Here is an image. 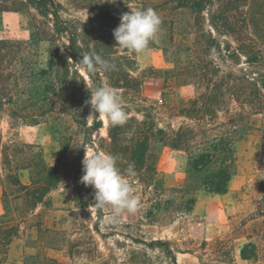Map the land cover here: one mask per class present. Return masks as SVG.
I'll list each match as a JSON object with an SVG mask.
<instances>
[{"label": "rangeland", "instance_id": "obj_1", "mask_svg": "<svg viewBox=\"0 0 264 264\" xmlns=\"http://www.w3.org/2000/svg\"><path fill=\"white\" fill-rule=\"evenodd\" d=\"M58 1L63 6L65 20L73 21L80 29L82 43H96L101 51L119 52V55H123L126 49L116 47L112 50L110 44L117 43L113 32L121 22V15L153 7V0ZM224 2L227 4L229 0ZM235 7L246 16L248 14L246 19H254L256 26L261 24L264 0H240ZM159 15L168 21L166 26L174 22L175 32L179 34L185 35L190 31L189 27L198 23L197 16L192 12L175 10L172 4ZM169 32L167 30V36ZM48 33H53V24L32 7L20 6L17 11H0L1 40L25 44L32 42L33 36L36 37L34 56L27 58L23 68L33 67L36 73L41 69L49 71L53 55L68 53L67 39L62 36L46 37ZM49 39H54V43ZM258 41L259 46L264 47V42ZM232 44L236 46L235 42ZM129 54L135 60L132 75L136 78H142L143 74L150 77L149 73L153 70L175 71L178 67L159 48H151L146 54L130 51ZM189 60L188 54H185L183 61ZM242 66L246 67L244 63ZM79 70L84 74L80 67ZM260 71L264 73V63ZM53 75L56 76V72L51 71L48 79H53ZM173 75L171 73V78L168 77L172 88L167 93H173L175 100L178 97L194 98L200 81L194 78L180 85L178 79L172 78ZM34 81L31 80L33 84ZM33 86L25 88V94L19 95L14 105L0 110V132L4 145L19 144L41 152L50 165H55L63 146L67 144H71L68 156L73 164L83 152L85 158V149L95 152V147L99 152L104 151L101 147L104 145L102 139L108 137L106 119H101L103 127L94 133L76 124L68 114L59 111L45 113L48 108L33 109L27 96ZM161 91V83L154 77L143 80L140 89L142 97L159 101ZM224 104L228 109L219 111L215 121L223 122L234 117L246 127L236 145V172L227 194L216 195L205 191L203 178L207 172H195L185 151L153 142L149 160L156 165L160 183L155 187H146L129 178L141 202L136 213H126L118 223H109L110 209L104 208L103 222L96 227L98 215L95 208H81L77 203L79 192L91 191V197H95V189L83 184L82 176L77 178L74 172L47 197L49 207H39L34 216L28 218L4 264H25L27 261V264H38V261L43 264L46 257L62 264H139L136 262L138 257L147 264H169L161 251L148 249L136 240L170 243L177 252L178 264H264V107L255 110L254 106L244 107L232 99ZM13 111L17 116L12 115ZM87 115L88 126L91 127L95 119L89 118L90 115L95 117L91 105H87ZM90 137L93 142L85 143ZM20 177L23 183H30L29 171L20 172ZM4 185L0 172V215L4 214ZM37 223H42L43 228L52 233L39 236L37 230L31 227ZM50 241L59 249L46 248ZM245 246H249L248 251L254 255L250 260L242 258L241 251ZM3 258L0 256L1 260Z\"/></svg>", "mask_w": 264, "mask_h": 264}, {"label": "trees", "instance_id": "obj_2", "mask_svg": "<svg viewBox=\"0 0 264 264\" xmlns=\"http://www.w3.org/2000/svg\"><path fill=\"white\" fill-rule=\"evenodd\" d=\"M238 1L229 0L226 4L224 0H153L152 8L158 14L172 4L175 10L192 12L197 16L198 23L189 27L190 31L184 35L175 32L174 22L166 26L168 21L162 19L159 42L150 47L161 49L167 59L174 60L178 67L175 71L153 70L149 73L150 77L143 74L142 78H136L132 75L135 68L132 54L128 50L123 55L119 52L107 53L101 51L96 43H82L80 29L73 21L65 20L63 6L58 0H0V11H17L20 6L32 7L53 24V33L46 34V37L62 36L68 41V53H56L50 59V70L41 69L36 73L33 67L23 68L27 58L34 56L35 36L32 42L25 44L0 39V110L14 105L18 96L25 94V88L34 85L27 95L33 109L48 108L45 113L59 111L68 114L76 124L95 133L101 130L103 122L95 113L97 118L91 127L88 126L87 105L90 104L86 101L91 98V90L97 87L114 88L121 96L128 121L123 126H112L108 122V137L102 139L104 145L101 148L104 153L119 157L118 167L122 172L133 165L136 176L130 178L146 187L159 185L156 165L149 160L150 146L158 142L185 151L195 172H207L203 178L205 191L225 195L236 172V145L246 127L234 117L216 122V115L228 109L224 104L228 99L244 107L254 106L255 110L264 107V73L260 71L263 69L264 47L258 44V40L264 42V9L261 24L256 26L254 19H246L248 14L246 16L235 7ZM167 30L170 31L168 36ZM180 36L183 37L178 40ZM48 41L54 43V39ZM116 47L117 43L110 44L112 50ZM85 52L100 54L115 63L117 69L89 74L81 68L84 71L82 74L76 63ZM185 54H188L189 61H183ZM243 63L246 67L242 66ZM51 71L56 72V76L49 80ZM171 73L180 85L194 78L200 81L194 98L178 97L175 100L173 93H167L172 88L169 84ZM153 77L162 86L159 101H150L140 92L143 80ZM31 80H35L34 84ZM12 115L17 116V113L13 111ZM90 138L85 143L91 142ZM70 146L64 145L55 165H50L41 152L19 144L4 145L0 132V172L5 182L4 214L0 215V256L4 258L0 259V264H4L28 218L34 216L39 207H49L47 197L50 193L61 186L68 176L75 173L77 178L83 176L84 152L73 164L68 156ZM94 151L99 152L95 147ZM26 170L31 174L28 184L23 183L20 177V172ZM90 192H84L86 195L78 193L77 203L81 208L94 207L95 197H91ZM94 208L98 215L96 227H99L105 216L104 209ZM31 227L37 230L39 236L52 233L49 229L45 230L42 223ZM135 242L161 251L169 264H178L177 252L170 243L162 240ZM248 247L241 251L245 260L254 256ZM46 248L59 249L57 245H52V241ZM44 261L43 264H62L47 257ZM136 262L147 264L141 257ZM38 264L42 262L38 261Z\"/></svg>", "mask_w": 264, "mask_h": 264}, {"label": "clouds", "instance_id": "obj_3", "mask_svg": "<svg viewBox=\"0 0 264 264\" xmlns=\"http://www.w3.org/2000/svg\"><path fill=\"white\" fill-rule=\"evenodd\" d=\"M120 24L113 35L117 46L136 54H146L151 51L150 45L159 42L162 27L160 15L153 9L132 10L123 13ZM77 66L89 74L98 71L111 72L117 69L115 63L103 58L96 52H85ZM98 118L106 119L112 126H123L128 121V113L122 106L121 96L114 88L100 86L91 90V98L86 101ZM89 118H97L90 115ZM119 157L85 149L83 176L81 182L95 189L94 207L110 209L109 223H118L119 218L126 214L136 213L141 202L135 194V188L129 178L135 177L133 165L122 172L118 167Z\"/></svg>", "mask_w": 264, "mask_h": 264}]
</instances>
